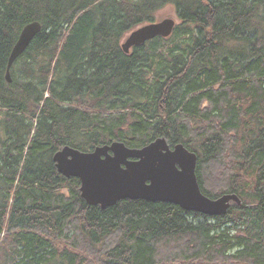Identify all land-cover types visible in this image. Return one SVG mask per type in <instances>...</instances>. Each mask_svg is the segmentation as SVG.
<instances>
[{"label": "trees", "instance_id": "trees-1", "mask_svg": "<svg viewBox=\"0 0 264 264\" xmlns=\"http://www.w3.org/2000/svg\"><path fill=\"white\" fill-rule=\"evenodd\" d=\"M167 7L173 34L125 54L124 37ZM32 21L42 28L7 83ZM158 137L197 155L211 199L204 181L222 169L219 196L242 206L215 217L144 200L101 209L52 160L66 145ZM230 224L247 233L231 237ZM72 234L98 264H158L160 249L185 264H264V0H0V264H75L55 246Z\"/></svg>", "mask_w": 264, "mask_h": 264}, {"label": "water", "instance_id": "water-1", "mask_svg": "<svg viewBox=\"0 0 264 264\" xmlns=\"http://www.w3.org/2000/svg\"><path fill=\"white\" fill-rule=\"evenodd\" d=\"M177 22L174 18H157L143 24L121 42L128 54L133 47L155 38H169ZM42 26L38 21L27 23L20 31L7 60L5 79L11 82L10 69ZM57 172L79 181L80 197L89 206L106 209L123 200H144L177 205L187 212L208 217L223 216L232 204L241 207L235 193L216 199L204 195L196 175L197 155L179 143L170 148L166 139L158 137L141 148L127 147L123 142L96 146L80 151L63 146L52 157Z\"/></svg>", "mask_w": 264, "mask_h": 264}, {"label": "rangeland", "instance_id": "rangeland-1", "mask_svg": "<svg viewBox=\"0 0 264 264\" xmlns=\"http://www.w3.org/2000/svg\"><path fill=\"white\" fill-rule=\"evenodd\" d=\"M159 18H174L176 19V15L174 10L171 7H167L164 10L160 11L158 13ZM176 22L178 23L177 19ZM220 170V171H219ZM217 169L214 167L212 170V174L207 175V179L204 181V187L210 194H216L215 198L219 197V193L225 190L228 186L227 181L224 179L222 175V169ZM224 174V173H223ZM226 182V183H225ZM234 204L231 205L230 208H232ZM197 222V220H194ZM209 222H214L213 220H208ZM208 223V222H207ZM230 228V236H237V235H245L247 233L246 225H237L234 226L233 224H230L227 226ZM104 244V243H103ZM89 244H87V239L84 238H78L76 240V237L72 236L69 237L68 240H62L59 242L55 243V246L59 249L62 250L64 249L65 251L76 255V262L75 264H98L97 258L89 253ZM101 245V244H100ZM100 245H95L93 250L99 251L101 246ZM55 247V248H56ZM104 249V248H103ZM102 249V250H103ZM101 250L98 252V255L100 254ZM158 264H185L178 259H169L164 255L163 250H159L158 253ZM243 264L240 262H216V264ZM191 264H208L206 261L205 262H192Z\"/></svg>", "mask_w": 264, "mask_h": 264}, {"label": "bare ground", "instance_id": "bare-ground-1", "mask_svg": "<svg viewBox=\"0 0 264 264\" xmlns=\"http://www.w3.org/2000/svg\"><path fill=\"white\" fill-rule=\"evenodd\" d=\"M19 230V229H18Z\"/></svg>", "mask_w": 264, "mask_h": 264}]
</instances>
